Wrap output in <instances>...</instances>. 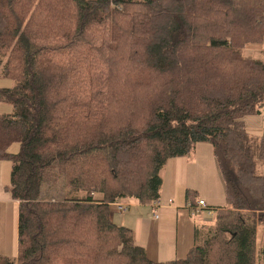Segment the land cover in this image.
<instances>
[{"label": "trees", "instance_id": "obj_1", "mask_svg": "<svg viewBox=\"0 0 264 264\" xmlns=\"http://www.w3.org/2000/svg\"><path fill=\"white\" fill-rule=\"evenodd\" d=\"M254 45L264 0H0V79L13 83L0 160L19 202L18 255L0 264H264V134L245 123L264 115ZM201 143L227 206L209 208L185 258L155 262L112 207L158 202L168 161Z\"/></svg>", "mask_w": 264, "mask_h": 264}, {"label": "rangeland", "instance_id": "obj_2", "mask_svg": "<svg viewBox=\"0 0 264 264\" xmlns=\"http://www.w3.org/2000/svg\"><path fill=\"white\" fill-rule=\"evenodd\" d=\"M263 50L264 46H249L245 49V56L258 59L261 58ZM12 84L10 79H0V87H11ZM0 106H4L3 109H8V112H0V114L12 112L13 108L10 104L1 103ZM259 120L260 124L256 128L249 129L254 136L264 134V115ZM19 149V144H14L10 151L17 153ZM195 150L188 165L184 160L181 161V164L177 163L179 158L168 161L163 171L165 178L160 193V206L156 207L157 209H154V205H141L132 202L130 209L122 214L117 211L115 205L112 207L113 221L119 226H126L134 230L139 245L146 249L148 257L155 262L185 258L195 245L193 237V234L196 233L195 230L203 225L214 224L215 215H210V211L206 208L197 212L193 203H196L200 198L207 197L209 208H213L210 206H227L226 187L212 145L201 143L196 146ZM8 164L12 171V164L10 162ZM186 170L188 176L185 178ZM213 213L215 212L213 211ZM154 214H157L158 219ZM125 221H127L126 224ZM154 221L158 222V247L155 245L152 247L150 244L152 234L156 232L153 227ZM139 231H141V238ZM263 248L264 225H259L256 240V262Z\"/></svg>", "mask_w": 264, "mask_h": 264}, {"label": "crops", "instance_id": "obj_3", "mask_svg": "<svg viewBox=\"0 0 264 264\" xmlns=\"http://www.w3.org/2000/svg\"><path fill=\"white\" fill-rule=\"evenodd\" d=\"M2 107L4 106H0V112H8V109H3ZM260 117L262 116H248L245 119L247 129L249 130L252 128L253 129L256 128V126L260 124V120H259ZM195 151L196 150H194L191 154L187 155L186 157H181L177 159V163L181 164V161L184 160V162L186 161L187 165L190 164V157L192 156L193 153H195ZM187 176H188V172L186 170L185 178ZM162 177H163V184H164L165 174H162ZM189 177H190V174H189ZM10 178H11V166L8 164L7 161L0 160V256L17 257L18 243H19V238H18L19 237V202L14 200L10 192L7 190V187L10 183ZM186 184L189 185L188 183ZM206 198H200L199 200H204L207 203V205H209ZM197 202L193 203L194 207H197ZM128 204L131 207V203L129 202ZM159 206H160V203H159ZM210 207L218 208L215 206H210ZM126 222L127 221H125V224ZM153 227L156 232H153L152 238L150 240V244H152V247L154 245L158 247L159 234L157 233L158 231L157 221H154ZM133 232L135 234L136 243L139 245V242L137 241V235L134 230ZM194 234H193V237H194ZM139 236L141 238V231H139Z\"/></svg>", "mask_w": 264, "mask_h": 264}, {"label": "built area", "instance_id": "obj_4", "mask_svg": "<svg viewBox=\"0 0 264 264\" xmlns=\"http://www.w3.org/2000/svg\"><path fill=\"white\" fill-rule=\"evenodd\" d=\"M152 205H154V209H157L156 207L159 206V201L155 202ZM115 206L117 207V211L122 213V214H125L128 211L129 207H130L129 204H127L125 202L124 203L115 204ZM203 208H206V210H209L210 211L209 212L210 215L214 214L213 213L214 210L209 209V207L207 206V203L204 200H199L197 202V207H195V210L197 212H200L201 210H203ZM154 216H155L156 219H158L157 214H154Z\"/></svg>", "mask_w": 264, "mask_h": 264}]
</instances>
